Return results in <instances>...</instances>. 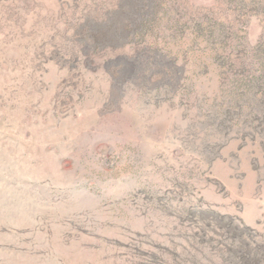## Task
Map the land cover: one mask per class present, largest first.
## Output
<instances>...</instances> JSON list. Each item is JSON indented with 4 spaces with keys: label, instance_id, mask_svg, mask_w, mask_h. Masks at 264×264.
<instances>
[{
    "label": "rangeland",
    "instance_id": "rangeland-1",
    "mask_svg": "<svg viewBox=\"0 0 264 264\" xmlns=\"http://www.w3.org/2000/svg\"><path fill=\"white\" fill-rule=\"evenodd\" d=\"M236 1L0 0V264H264V13Z\"/></svg>",
    "mask_w": 264,
    "mask_h": 264
},
{
    "label": "trees",
    "instance_id": "trees-1",
    "mask_svg": "<svg viewBox=\"0 0 264 264\" xmlns=\"http://www.w3.org/2000/svg\"><path fill=\"white\" fill-rule=\"evenodd\" d=\"M244 0L241 1H236L237 6L239 4H242ZM246 6V4H245ZM244 6V7H245ZM251 10H256V11H261L262 13H264V2L262 0H252V4L249 6ZM205 30H202L199 32L201 33L200 35H203V33L206 35L208 34V31L203 32ZM209 34L210 37L214 36L215 34V30L214 29H210L209 30ZM209 37V36H208ZM216 48H210L211 52L216 51ZM256 54L258 55V57L260 58V62L264 60V40L262 42H260L258 44V46L256 47ZM167 56V55H165ZM168 57V56H167ZM239 56L236 55V58H238ZM263 63V62H262ZM169 65L173 68H176V61H169ZM243 69L236 75L234 79H232L233 85H232V107L238 108V110L243 111L244 109L248 108L250 105V101H249V96H250V90H251V79L249 78V74H248V70L246 69L245 65H242ZM264 65H262V69H263ZM262 73V70H261ZM260 75L256 78L257 80V93L258 91L261 92L262 91V77L263 75ZM178 84V80L177 82L173 83V86L171 87L172 90L176 89Z\"/></svg>",
    "mask_w": 264,
    "mask_h": 264
}]
</instances>
